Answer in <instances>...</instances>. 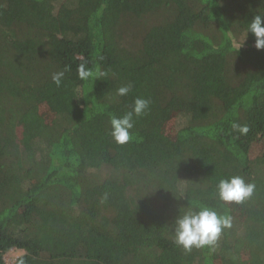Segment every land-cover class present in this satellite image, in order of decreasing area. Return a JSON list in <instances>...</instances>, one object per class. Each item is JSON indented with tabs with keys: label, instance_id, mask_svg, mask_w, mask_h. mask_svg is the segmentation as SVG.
<instances>
[{
	"label": "trees",
	"instance_id": "16d2710c",
	"mask_svg": "<svg viewBox=\"0 0 264 264\" xmlns=\"http://www.w3.org/2000/svg\"><path fill=\"white\" fill-rule=\"evenodd\" d=\"M257 13L264 0H0V264L11 249V264H264ZM138 97L120 145L111 119ZM237 175L253 195L224 204L216 185ZM195 204L232 225L185 251L174 221Z\"/></svg>",
	"mask_w": 264,
	"mask_h": 264
},
{
	"label": "clouds",
	"instance_id": "9594fccd",
	"mask_svg": "<svg viewBox=\"0 0 264 264\" xmlns=\"http://www.w3.org/2000/svg\"><path fill=\"white\" fill-rule=\"evenodd\" d=\"M247 32L254 36V47L257 50L264 49V14H255L248 23ZM242 46V45H241ZM239 47V50L241 48ZM81 78H85L88 73L83 67L79 70ZM64 72L54 73L53 82L59 87L62 82ZM131 91V85L121 86L117 94L125 96ZM150 100L136 98L132 110L122 117L111 119V136L116 143L123 145L132 138L130 130L134 127V117H141L149 109ZM241 133H247L246 126L239 128ZM255 185L246 182L241 176H231L222 178L216 185V194L224 204H241L248 200L254 192ZM232 218L227 212L221 214L216 209L202 204H195L180 211L174 221V243L182 247L185 251L193 248H214L222 232L230 228ZM23 264V261H20Z\"/></svg>",
	"mask_w": 264,
	"mask_h": 264
},
{
	"label": "rangeland",
	"instance_id": "374dc122",
	"mask_svg": "<svg viewBox=\"0 0 264 264\" xmlns=\"http://www.w3.org/2000/svg\"><path fill=\"white\" fill-rule=\"evenodd\" d=\"M42 112L44 114H46V111L45 110H42ZM173 118V116H172ZM171 118V123L170 125L168 126V133L172 136H175L176 135V128L174 127V118L172 120ZM261 148V144L260 143H255L253 146H252V154H256L258 153L259 149ZM19 254V251L15 250V249H11L9 252H7L6 254H4V260L6 262V264H11L15 259L16 257L18 256Z\"/></svg>",
	"mask_w": 264,
	"mask_h": 264
}]
</instances>
